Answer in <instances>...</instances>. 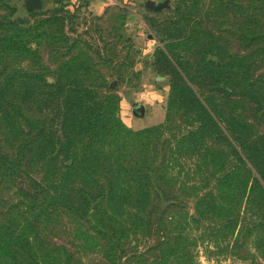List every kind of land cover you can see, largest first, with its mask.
Returning <instances> with one entry per match:
<instances>
[{
	"label": "rangeland",
	"instance_id": "1",
	"mask_svg": "<svg viewBox=\"0 0 264 264\" xmlns=\"http://www.w3.org/2000/svg\"><path fill=\"white\" fill-rule=\"evenodd\" d=\"M146 1L158 5L165 0H86L80 3L42 0L41 7L32 11L26 8V0H0V86L10 83L9 91L13 87L22 88L26 81L30 82L28 73L31 72L40 74L47 84H53L56 76L62 77L63 84L72 81L87 89L102 82L109 83L119 99L117 116L124 127L138 132L165 125V132L149 139L155 145L168 146L198 126L192 115L195 108L182 106V102L193 101V96L180 91L172 95L174 83L186 85L175 73L173 64L183 71V79L188 80L198 99L212 100L219 108L223 103L221 110L226 118L239 116L237 119L247 121L251 126L245 131L246 137L264 132V0H169L168 9L158 13L145 8ZM13 35L18 36L19 43L7 41ZM68 66L72 67L70 73H67ZM8 74L10 82L6 80ZM12 75L15 77L10 78ZM235 88H249L245 92L247 97L236 96ZM94 92L101 96L99 90L94 89ZM140 94L146 97L132 100ZM59 96L49 100L58 101ZM4 100L15 102L11 97ZM151 101L161 102L162 123L131 130L129 119H142L153 106L147 103ZM6 102H0V225L20 228L24 221L33 222L36 206L45 196L43 191L34 188L36 182L49 177L44 164L50 163L53 170H60V175L61 167L69 165L71 160L63 154L55 162L24 159L19 130L14 125L11 130L2 120L1 112H9ZM55 114L52 109H45L41 114L39 105L38 108L32 106V112L26 113V117L31 122H42L43 128L49 131ZM16 117H20L19 113ZM17 121L27 132L29 122L22 118ZM38 129H32L34 134ZM213 144L224 150L222 156L215 155L213 166H220L221 161L226 166L236 165L225 142L214 141ZM168 148L161 150L159 146L160 151L170 156ZM138 152L141 149L130 145L125 155L142 160ZM74 153L80 171L88 167L93 170L90 177L83 172L65 175L75 180L74 189L80 190L78 195V190L73 194L82 207L86 206L79 207L80 215L92 204L91 212L86 215L89 221L78 219L76 216H80L74 208L68 209L67 204L60 203L50 209L49 217L43 214L39 218V231L47 229L46 239L60 246L58 254L72 256L70 264H162L155 259L162 250V233L158 228L162 213L166 211L167 230L172 235L178 233L172 225L174 220L179 219V215L180 218L194 215L193 190L189 187L175 190L170 183L166 190L168 202L146 215L148 228L135 231L124 224L125 228L115 230L120 239L105 243L92 231L91 225L96 228L94 216L103 222L104 214L94 211V203L100 198L99 189L90 186L92 182H103L107 175L109 167L103 146L90 154L83 140L76 145ZM150 155L153 156L152 151ZM180 157L186 166L195 162V159ZM204 162L207 164L202 159L199 166L205 168ZM207 173V180L198 186L199 196L214 194L216 184L212 174L221 175ZM82 180L86 181V187ZM254 188L253 183L251 189ZM178 194L183 203L180 209L173 207L174 196ZM246 199L240 203L239 222L232 226L224 224L229 220L228 211L224 210L217 217L197 207L199 211L202 209L198 224L191 223V229L182 232L194 237L188 247L194 264H264V198L255 190ZM221 205L227 206V203ZM90 216H93L92 221ZM65 255L60 264L65 263Z\"/></svg>",
	"mask_w": 264,
	"mask_h": 264
},
{
	"label": "trees",
	"instance_id": "2",
	"mask_svg": "<svg viewBox=\"0 0 264 264\" xmlns=\"http://www.w3.org/2000/svg\"><path fill=\"white\" fill-rule=\"evenodd\" d=\"M7 41L17 43L18 36H9ZM172 67L179 75V79L186 84L181 86L174 83L172 95L180 91L193 96V101L182 102V106L184 105L186 109L187 107L195 108L192 115L197 119L198 126L193 131H186V135L180 136L173 145L167 144L170 156L166 151L159 149V146L161 150L168 146L155 145L149 139L150 136H158L161 132H165V125L138 132H132L124 127L117 116L119 99L113 94L109 83L102 82L99 86H91V89L89 87L87 89L72 81L63 84L62 77L56 76L53 84H47L40 74L31 72L28 73L30 82L26 81L27 84H23L22 88L13 87L9 91L10 83L0 86V102H6L4 97L15 100L14 103L6 102V109L12 115L2 111V120L11 130L13 125L19 130L23 140L21 147L25 152L24 159L30 162H55L57 157L63 154L71 160L69 165L65 164L61 167L63 173L61 172L60 175H58L60 170H53L50 163L44 164L47 166L46 172L49 173V177L35 183L37 187L34 188L43 191L45 196L36 206L33 224L24 221V225L20 228L0 225V264H60L61 257L65 254L64 264L71 263V255L58 254L56 251L60 246L46 239L47 229L39 231L41 225L39 218L43 214V217H49L50 209L62 203L67 204L68 209L74 208L76 215L80 218L75 214L72 215L89 221L86 215L91 212L92 204L88 207L86 202L89 209H83L80 215L79 207L86 208V206L82 207L81 202L75 200L80 190L74 189L75 180L65 177L67 174L80 175L82 172L90 177L93 173L90 167L80 171L75 164L77 154L74 150L83 140H86V152L90 154H93L98 146H103V155L109 167L103 182L90 184L92 189L98 186L100 196L94 203L93 209L104 214L103 222L98 221L94 216L96 228L91 225L92 231L105 243L120 239L116 236L115 230L116 227L125 228L124 224H129L135 231L148 228L146 215L158 205L168 202L166 190L170 183L175 186V190H184L187 187L193 190L192 197L196 205L194 215L187 214L182 218L179 215V219L174 220L172 225L178 233L172 235L170 230H167L166 211L162 213L158 224L162 233L160 242L162 250L155 257L162 264L195 263L194 257L188 251V247L192 245L190 240H194V237H189L182 232L191 229L189 227L191 223L198 224L202 209H205V213L217 217L224 210L228 211L229 220L224 224L232 226L239 222L242 199L249 197V194L255 190H258L264 198V132L256 137H246L245 131L251 126L247 121L237 119L239 116L226 118L221 110L225 105L223 103L219 108L213 104L212 100L198 99L192 87L187 84L188 80L183 79V71L173 64ZM71 68V66L67 67V73L72 71ZM14 77L12 75L10 78ZM6 80L10 82L9 74ZM94 89L99 90L101 96H97ZM235 89L236 96L247 97L245 92L249 88ZM54 96H59V100H49ZM172 101L171 98L170 103ZM39 105L41 114L45 109L56 112L51 119V130H47L48 132L43 128L42 122H31L26 117V113L32 112V106L38 108ZM18 113L20 117H16ZM20 118L29 122L27 132L18 126L17 119L20 120ZM186 126L189 127V125ZM34 127L39 128L35 134L32 130ZM214 141L227 144L236 160L235 166H226L223 161L220 166L217 164L213 166L211 162H215V155L222 156L224 152L223 149L214 147ZM130 145H136L138 149H141L138 154L141 155L142 160L137 161L125 155ZM151 151L153 156L150 155ZM202 152H206L205 155ZM180 155L186 156L188 160L195 159V162L186 166V162H182ZM202 159L207 161V164L204 162L207 165L205 168L199 166ZM205 169L209 171L210 176L212 172L221 173V175L216 177L212 174L214 185L216 184V189L213 188L214 194L199 196L198 186L207 180L208 173ZM199 175L203 177L200 178ZM81 183L83 187H86V181L82 180ZM253 183L255 188L251 189ZM76 190L78 193L73 196ZM173 201V207L180 209L183 206L179 194L174 196ZM222 202H226L227 206L221 205ZM198 206L202 208L200 211L197 210ZM92 219L93 216H90V221ZM113 236H115L114 239Z\"/></svg>",
	"mask_w": 264,
	"mask_h": 264
},
{
	"label": "crops",
	"instance_id": "3",
	"mask_svg": "<svg viewBox=\"0 0 264 264\" xmlns=\"http://www.w3.org/2000/svg\"><path fill=\"white\" fill-rule=\"evenodd\" d=\"M72 3H80L84 2L86 0H70ZM99 8V7H98ZM146 96L144 94L137 95L136 98H133V101H139V99H143ZM157 99V98H156ZM151 103L146 113L144 114V117L142 119L137 118H130L128 121V127L133 131L142 130L145 128H149L152 126H156L162 123L164 119L163 109L161 102L158 101H151L147 102Z\"/></svg>",
	"mask_w": 264,
	"mask_h": 264
},
{
	"label": "water",
	"instance_id": "4",
	"mask_svg": "<svg viewBox=\"0 0 264 264\" xmlns=\"http://www.w3.org/2000/svg\"><path fill=\"white\" fill-rule=\"evenodd\" d=\"M169 0H165L162 4H158L155 5L153 2L151 1H146L145 2V8L153 11V12H161L165 9H168L169 5H168ZM42 5V0H26V8L30 11L32 10H36L39 9ZM152 37L149 36V39H151Z\"/></svg>",
	"mask_w": 264,
	"mask_h": 264
}]
</instances>
